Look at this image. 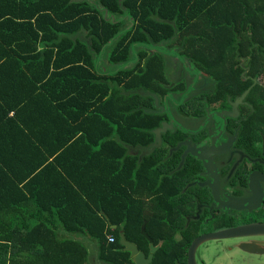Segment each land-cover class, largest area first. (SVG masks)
<instances>
[{"label":"trees","instance_id":"obj_1","mask_svg":"<svg viewBox=\"0 0 264 264\" xmlns=\"http://www.w3.org/2000/svg\"><path fill=\"white\" fill-rule=\"evenodd\" d=\"M112 41L108 60L124 65L115 73L96 60ZM0 48L37 92L22 107L32 122L15 117L14 127L52 147L27 175L0 151V264H135L121 233L148 255L144 220L161 244L149 264L185 263L194 233L180 247L170 239L182 229L188 81L261 72L264 0H0Z\"/></svg>","mask_w":264,"mask_h":264},{"label":"flooded vegetation","instance_id":"obj_2","mask_svg":"<svg viewBox=\"0 0 264 264\" xmlns=\"http://www.w3.org/2000/svg\"><path fill=\"white\" fill-rule=\"evenodd\" d=\"M242 75L244 80L208 77L188 81L185 97L190 98L193 115L183 128L188 136L176 147L180 155L177 169L184 179L175 194L182 229L170 239L172 247H180L186 233H194L191 246L203 234L249 224L264 227V83L258 75H246L245 70ZM249 78L252 81L245 83ZM181 101L182 97L178 100L182 106ZM180 116L179 122L184 124L182 110ZM232 238L237 242L228 248L244 246L255 257L264 255L260 230ZM223 239H215L221 245L219 255ZM202 243L195 252L196 262L210 264L206 253L199 251ZM189 248L186 262L178 261L180 264H189ZM240 257L236 260L249 258L245 254Z\"/></svg>","mask_w":264,"mask_h":264},{"label":"crops","instance_id":"obj_3","mask_svg":"<svg viewBox=\"0 0 264 264\" xmlns=\"http://www.w3.org/2000/svg\"><path fill=\"white\" fill-rule=\"evenodd\" d=\"M10 50L12 49L0 48V55H4L3 60H0L4 61L0 63V151L9 157L15 156V160L12 158H6V160L18 162L20 167L25 169L23 175H27L36 165L39 155L52 150V147L46 146L43 148L38 145H32L27 133L22 132L18 126L14 127L16 124L15 117H19L22 120V124L24 123L23 125L26 122H32V109L26 107L23 110L22 107L24 101L28 102L31 98L36 97L37 92L35 91L34 82L27 77H23L22 65L18 64L15 58L7 57V55L15 54ZM41 98L42 94L39 99L41 100ZM8 124L14 127L13 130L9 131ZM16 128H19V130ZM35 136L39 135L36 134ZM13 146L14 148L20 147L15 150L8 149ZM20 148H23L24 153L21 152ZM33 153L38 154L34 155ZM20 194L23 196L22 193ZM27 195L31 197L30 192H27ZM46 214L49 215V213ZM59 232L62 236H66L64 228H60ZM75 237L83 239L91 247V250L93 248L96 251V244L90 236L85 237L82 234H77Z\"/></svg>","mask_w":264,"mask_h":264},{"label":"rangeland","instance_id":"obj_4","mask_svg":"<svg viewBox=\"0 0 264 264\" xmlns=\"http://www.w3.org/2000/svg\"><path fill=\"white\" fill-rule=\"evenodd\" d=\"M114 43H115V41L108 43V45L104 48V50L96 56L97 67H99L101 70H107L111 73L117 72L120 68H122L124 66V65L112 64L108 60V56H109V54L113 48ZM140 49H142L141 46H135V50H140ZM173 61H175V60H173ZM171 68H172V70H168V71H170L171 79L175 80L179 76V72L175 66L171 65ZM188 71L193 76V74H194L193 69L188 70ZM185 75H186V73H185ZM201 75H203V74H201ZM186 77H189V76L186 75ZM257 77H259L258 79H260L261 82L264 83V67L262 68L261 72L258 73ZM189 79H190V77H189ZM200 79H208V78L206 76L205 78L200 77ZM235 242H237L236 238L223 239L222 244H223L224 248L220 250V253H221L220 255L217 252V248H220L221 245H217L215 239L204 241L202 243V245L200 246L199 251H204L206 253L204 255L206 258L209 259L210 264H241L239 262H242V261H246V263H253V264L264 263V255L259 256V257H255L256 256L255 254L246 251V250H248L247 247L242 246L241 248H237V247L228 248L230 246V244H234ZM242 254H245L249 258L242 260V261L236 260L237 258L242 256ZM222 259L227 260V261H222Z\"/></svg>","mask_w":264,"mask_h":264},{"label":"water","instance_id":"obj_5","mask_svg":"<svg viewBox=\"0 0 264 264\" xmlns=\"http://www.w3.org/2000/svg\"><path fill=\"white\" fill-rule=\"evenodd\" d=\"M246 95V94H245ZM167 123L165 122L164 127L160 130H166ZM159 131V130H158ZM230 208L233 207V205H229ZM261 224H249L245 226H239L235 228H229L217 232L207 233L203 234L199 237H197L192 245L189 248V258L188 262L189 264H197L196 258H195V252L197 249V246L204 242L205 240L209 239H216V238H232V237H242V236H248V235H254L257 234L258 230L264 233V227H260ZM147 220H145L142 224V234L148 238L150 241V253L147 255L144 251L140 250L139 247L126 239L125 234L122 232L121 234V243L124 245V249L127 251H130V254L133 258V261L135 264H149L152 262L154 258L155 252L158 250L160 245H155L153 238L150 236V234L147 232ZM112 227H116V225H112Z\"/></svg>","mask_w":264,"mask_h":264},{"label":"built area","instance_id":"obj_6","mask_svg":"<svg viewBox=\"0 0 264 264\" xmlns=\"http://www.w3.org/2000/svg\"><path fill=\"white\" fill-rule=\"evenodd\" d=\"M110 240H111V241H114L115 239H114V237H113V236H110Z\"/></svg>","mask_w":264,"mask_h":264}]
</instances>
